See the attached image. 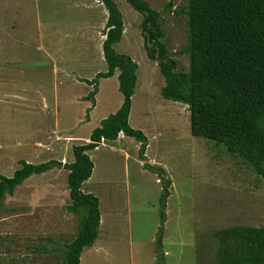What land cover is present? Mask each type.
Listing matches in <instances>:
<instances>
[{
	"label": "rangeland",
	"instance_id": "374dc122",
	"mask_svg": "<svg viewBox=\"0 0 264 264\" xmlns=\"http://www.w3.org/2000/svg\"><path fill=\"white\" fill-rule=\"evenodd\" d=\"M115 1L125 29L114 50L137 64L130 124L146 134L147 159L131 136L88 151L95 170L87 183L101 198L102 220L80 264H160V256L162 264H216L215 232L264 226V177L223 144L192 134L188 105L162 95L166 81L145 48L144 14ZM99 2L0 0V175L12 176L20 159L74 161L73 146L120 108L119 69L98 79L94 103L85 98L89 80L107 70V8ZM148 2L162 13L177 69L187 70L188 20L179 13L186 0ZM147 160L157 166L145 167ZM68 174L61 167L33 174L0 202V264H61L80 219L67 209Z\"/></svg>",
	"mask_w": 264,
	"mask_h": 264
},
{
	"label": "trees",
	"instance_id": "16d2710c",
	"mask_svg": "<svg viewBox=\"0 0 264 264\" xmlns=\"http://www.w3.org/2000/svg\"><path fill=\"white\" fill-rule=\"evenodd\" d=\"M99 1L108 10L103 41L107 70L89 80L94 88L85 98L94 103L99 90L98 79L111 77L119 69V89L123 94L120 108L102 119L91 132L89 141L73 146L74 161L31 163L20 159V167L12 176L0 175L1 202L33 174H42L54 167L69 171L67 209L80 219L76 235L64 246L61 264H80L82 252L99 235L101 198L87 189L95 167L88 151L95 150L102 141H117L119 135L124 134L140 141L139 156L147 159L146 134L130 124L137 64L128 55L114 50V44L121 40L124 32L122 12L115 0ZM128 2L144 14L145 48L152 58L158 57L166 81L163 97L188 105L194 136L223 144L264 177V0H186L179 13L188 20V43L183 48L189 57L187 70L177 69V62L163 40L161 11L148 0ZM144 166L155 167L149 162ZM158 174L165 177L164 172ZM84 184H88L86 190ZM159 200L163 223L166 199L160 197ZM162 234L163 224L158 230L159 253L163 248ZM215 238L216 264H264V226H228L215 232ZM159 260L162 264L163 256Z\"/></svg>",
	"mask_w": 264,
	"mask_h": 264
},
{
	"label": "crops",
	"instance_id": "0c3cea01",
	"mask_svg": "<svg viewBox=\"0 0 264 264\" xmlns=\"http://www.w3.org/2000/svg\"><path fill=\"white\" fill-rule=\"evenodd\" d=\"M99 4H102V3H99ZM102 7L104 6L103 4L101 5ZM104 8V7H103ZM104 11V14L106 15V17H107V12L105 13V9H103ZM71 132V131H70ZM66 135H69V134H66ZM126 137V136H125ZM118 140H124V134H121L120 136H119V138H118ZM117 140V141H118ZM128 155V154H127ZM94 170H95V168H94ZM94 173V172H93ZM91 180V179H90ZM87 189H89L90 191H96L97 192V190H95V188H94V186H93V183H90V185H88V188ZM98 193V192H97Z\"/></svg>",
	"mask_w": 264,
	"mask_h": 264
},
{
	"label": "clouds",
	"instance_id": "9594fccd",
	"mask_svg": "<svg viewBox=\"0 0 264 264\" xmlns=\"http://www.w3.org/2000/svg\"><path fill=\"white\" fill-rule=\"evenodd\" d=\"M97 2V1H96ZM99 3H102V2H99ZM103 5H104V3H102ZM101 4V5H102ZM104 7V6H103ZM107 10V9H106ZM138 11V10H137ZM107 13H108V10H107ZM107 17H108V14H107ZM106 22H107V19H106ZM106 29V28H105ZM125 29V28H124ZM105 33V30H104V32L102 33L103 34V40H102V43H103V41H104V39L106 38V35L104 34ZM124 33V32H123ZM104 54V53H103ZM82 98H83V96H82ZM121 135V134H120ZM119 135V136H120ZM125 136V135H124ZM71 137V136H70ZM87 141H89V138H87ZM106 142L105 141H102L101 142V145H104ZM98 148V147H97ZM96 148V149H97ZM63 160V159H62ZM142 160V159H141ZM142 161H145V160H142ZM63 163H65V160L64 161H62ZM147 162H149L148 160H147ZM150 164H153L152 162L150 163ZM154 166H157V164H154ZM61 168H63V167H61ZM95 168V167H94ZM94 172V171H93ZM93 175V174H92Z\"/></svg>",
	"mask_w": 264,
	"mask_h": 264
}]
</instances>
